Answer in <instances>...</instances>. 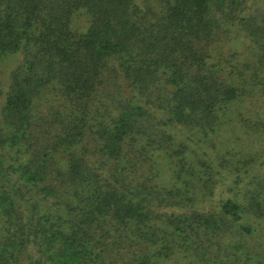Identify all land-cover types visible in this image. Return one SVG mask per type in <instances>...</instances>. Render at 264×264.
Segmentation results:
<instances>
[{"label": "trees", "instance_id": "1", "mask_svg": "<svg viewBox=\"0 0 264 264\" xmlns=\"http://www.w3.org/2000/svg\"><path fill=\"white\" fill-rule=\"evenodd\" d=\"M0 264H264V0H0Z\"/></svg>", "mask_w": 264, "mask_h": 264}]
</instances>
